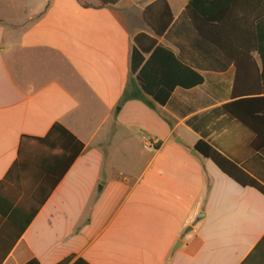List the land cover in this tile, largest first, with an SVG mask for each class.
I'll list each match as a JSON object with an SVG mask.
<instances>
[{
    "label": "crops",
    "instance_id": "1",
    "mask_svg": "<svg viewBox=\"0 0 264 264\" xmlns=\"http://www.w3.org/2000/svg\"><path fill=\"white\" fill-rule=\"evenodd\" d=\"M152 1L0 0V179L22 134L59 121L84 143L0 264H264V194L190 153L204 140L264 185V147L221 108L235 68L167 0L157 42L203 81L145 93L129 57Z\"/></svg>",
    "mask_w": 264,
    "mask_h": 264
},
{
    "label": "trees",
    "instance_id": "2",
    "mask_svg": "<svg viewBox=\"0 0 264 264\" xmlns=\"http://www.w3.org/2000/svg\"><path fill=\"white\" fill-rule=\"evenodd\" d=\"M183 13L198 38L233 64L231 100L221 108L252 132V149L263 148L264 0H187ZM142 16L154 35L141 31L134 36L129 69L136 75L142 90L164 104L174 87L195 86L203 81V77L157 42V36L167 30L173 19L168 1L153 0L144 7ZM194 147L236 182L264 194L262 183L210 143L200 139ZM83 149L84 143L59 121H55L42 136H20L17 156L0 179V223L4 220L0 235L6 234L8 238L1 258ZM263 241L264 235L258 244ZM70 258L57 264H65ZM23 264L40 263L32 258ZM239 264H248L247 258Z\"/></svg>",
    "mask_w": 264,
    "mask_h": 264
},
{
    "label": "built area",
    "instance_id": "3",
    "mask_svg": "<svg viewBox=\"0 0 264 264\" xmlns=\"http://www.w3.org/2000/svg\"><path fill=\"white\" fill-rule=\"evenodd\" d=\"M156 142H157V140H155V139H149V140H146L145 142H144V148L145 149H149V148H152V147H154V145L156 144Z\"/></svg>",
    "mask_w": 264,
    "mask_h": 264
},
{
    "label": "water",
    "instance_id": "4",
    "mask_svg": "<svg viewBox=\"0 0 264 264\" xmlns=\"http://www.w3.org/2000/svg\"><path fill=\"white\" fill-rule=\"evenodd\" d=\"M179 141H180V139H179ZM190 153L199 159L202 158V155L200 154V152L195 147L190 149Z\"/></svg>",
    "mask_w": 264,
    "mask_h": 264
}]
</instances>
